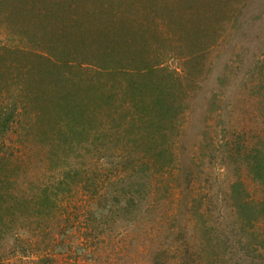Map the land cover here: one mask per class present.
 Returning a JSON list of instances; mask_svg holds the SVG:
<instances>
[{
	"label": "rangeland",
	"instance_id": "obj_1",
	"mask_svg": "<svg viewBox=\"0 0 264 264\" xmlns=\"http://www.w3.org/2000/svg\"><path fill=\"white\" fill-rule=\"evenodd\" d=\"M229 2L225 15L219 0L194 16L185 7L187 33L149 24L161 40L148 59L172 77L165 100L133 94L143 81L109 72L71 81L67 100L85 102L54 112L28 140L14 125L2 177L58 200L1 233L0 264H264V183L246 161L264 152V0ZM15 39L0 31V46ZM235 187L262 211L258 221L238 213Z\"/></svg>",
	"mask_w": 264,
	"mask_h": 264
},
{
	"label": "trees",
	"instance_id": "obj_2",
	"mask_svg": "<svg viewBox=\"0 0 264 264\" xmlns=\"http://www.w3.org/2000/svg\"><path fill=\"white\" fill-rule=\"evenodd\" d=\"M195 1L200 3L196 11L193 2L187 0H0V31L16 37L14 43L0 46V94H7L8 97L7 101H0V147L14 131L15 124L21 123V129L24 120L29 121L27 127L19 129V133L28 140L35 136L39 125L45 126V120L52 119L54 112H69V107H78V103L85 102L77 96L72 102L67 100L66 93L73 90L74 83L71 81H94L95 77H105L109 72L125 73L128 77L143 81L131 87L133 94L141 91L144 96L147 92L155 96L154 93H157L158 97L152 100L157 103L165 100L172 86L163 85V82L171 81L172 77L161 76L156 69L158 65L150 63L148 59L152 56L149 47L161 40V33L151 34L149 24L158 19L155 23L157 28L165 27L171 31V25L175 24L178 29L174 33H187L191 18L187 9L192 6L189 10L194 16L199 14L201 7L206 8L208 2L217 0ZM219 1L221 14L225 15L230 0L224 4L222 0ZM83 68L88 70V74ZM15 70L18 71L17 75L14 74ZM89 74H92L91 77L84 79V75ZM11 78L14 81H10ZM159 81H163L162 84ZM59 83L63 89L59 88ZM61 93L64 96L60 99ZM160 96L163 100L158 99ZM92 100L99 101V97L95 96ZM155 108L152 107L153 111ZM155 112L150 115L157 117L159 111ZM2 150L0 236L4 230L18 229L27 218L31 223L39 221L42 218L39 209L53 210L56 206L51 202L54 198L55 203L58 200L57 194L40 189L34 193L35 189L32 190L30 195L28 188L19 184L20 178L11 180L2 177V173L9 171L5 162L10 163L15 156L12 149ZM246 161L257 180L264 183V152L254 150ZM160 168L157 170H165L163 165ZM234 189L236 192L239 190ZM54 190L60 191L55 187ZM233 196L241 216L247 215L256 221L260 219L263 214L261 210L256 211L249 206L239 192ZM251 211L257 215L251 214ZM21 229L18 234H25L24 227ZM2 241L4 236L0 238V243Z\"/></svg>",
	"mask_w": 264,
	"mask_h": 264
}]
</instances>
